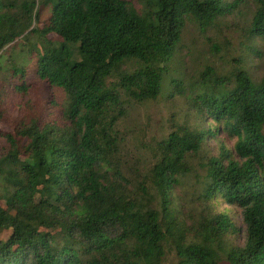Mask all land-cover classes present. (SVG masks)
Returning <instances> with one entry per match:
<instances>
[{
	"label": "trees",
	"instance_id": "obj_1",
	"mask_svg": "<svg viewBox=\"0 0 264 264\" xmlns=\"http://www.w3.org/2000/svg\"><path fill=\"white\" fill-rule=\"evenodd\" d=\"M225 18L264 63V0H0V264H264V75L239 58L186 91L170 81L195 125L174 124L149 162L121 131L163 97L183 31ZM193 159L188 209L174 192Z\"/></svg>",
	"mask_w": 264,
	"mask_h": 264
},
{
	"label": "rangeland",
	"instance_id": "obj_2",
	"mask_svg": "<svg viewBox=\"0 0 264 264\" xmlns=\"http://www.w3.org/2000/svg\"><path fill=\"white\" fill-rule=\"evenodd\" d=\"M127 1L135 3V0ZM245 44L240 31L233 24L232 18L216 20L212 25L203 29L198 25H189L183 31L174 56L163 65V97L147 104L131 106L126 119L122 122L121 131L128 136L130 146L135 145L131 137L140 139L144 146L147 162H149L151 160L150 149L173 129L174 124L178 126L188 124L191 127L195 125L188 100L183 95H174V93L171 95L170 81H181L184 91H186L189 82L197 79L199 73L207 67L214 70L216 74L227 75L236 65V59L239 58L245 60L246 69L253 79L261 78L264 75V63L255 55L250 54ZM252 47H258L260 51H264V43L252 45ZM19 51L20 45L18 44L15 50V59L18 62H20ZM4 63L5 57L1 60V64L4 65ZM0 130L9 131V128L5 124H0ZM2 141L0 139V150L4 146ZM221 144L230 147L231 142L222 135L216 141L209 142L206 145L209 156L216 157ZM132 150L133 152L137 151L134 148ZM190 162L193 167L192 173L183 178L182 187L177 188L174 192L179 206L185 204L188 209L196 207V197L193 194H197L198 183L194 177L199 176L200 180L204 175L198 167V159H193ZM224 209H227L224 204L219 205L218 210ZM230 215L239 228V235H242L240 211L232 209ZM6 234L7 232L0 231V239H3ZM174 262L173 254H166L163 264H174ZM218 264L227 263L221 259Z\"/></svg>",
	"mask_w": 264,
	"mask_h": 264
}]
</instances>
